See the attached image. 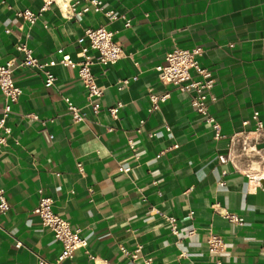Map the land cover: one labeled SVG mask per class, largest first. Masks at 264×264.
<instances>
[{"label":"crops","instance_id":"1","mask_svg":"<svg viewBox=\"0 0 264 264\" xmlns=\"http://www.w3.org/2000/svg\"><path fill=\"white\" fill-rule=\"evenodd\" d=\"M103 1L105 9L126 13L131 25L103 11L67 18L54 3L29 26L16 11L38 12L42 0H0V63L23 59L16 49L21 39L41 61L59 60L60 47L78 60L89 44L85 29L104 24L124 49L116 63L92 66L104 87L97 113L77 67L52 66L51 86L40 69L14 71L23 93L8 119L7 143L0 144V187L11 204L2 217L0 264H37L38 255L54 259L61 252L33 211L42 194L80 229L90 253L114 264H144V257L153 264H264V127L257 130L253 119L259 111L264 124V0ZM195 45L216 78L210 109L220 137L192 106L191 93L163 83L157 69L175 46ZM151 92L169 94L149 111ZM66 96L82 107L83 121L72 119ZM118 101L124 104L115 116L108 107ZM215 203L239 213L243 223L225 219ZM166 215L176 216L178 234ZM211 232L225 239L223 251L209 252ZM139 245L135 260L121 248ZM99 261L80 248L60 264Z\"/></svg>","mask_w":264,"mask_h":264},{"label":"built area","instance_id":"2","mask_svg":"<svg viewBox=\"0 0 264 264\" xmlns=\"http://www.w3.org/2000/svg\"><path fill=\"white\" fill-rule=\"evenodd\" d=\"M42 6L38 12L31 8L19 9L16 11L17 15L22 17L29 26L33 25L40 17L43 11L49 9L52 4L57 3L63 15L67 18L75 17L81 19L83 15L88 11L104 12L110 20L118 19L122 17L126 20L125 25H131V18L127 17L126 13H121L115 9H105L103 0H84L85 4L78 8L77 4L79 0H42ZM146 14H148L146 12ZM10 31V29H7ZM30 36L29 33L26 34ZM85 36L89 40V44L84 46L79 52V59L72 58L70 53L65 52L62 47L57 49L61 57L59 60L50 59L47 61H41L35 54L33 49L28 45L27 39L19 40L16 44V49L24 54L22 60L18 61L15 58L9 59L5 63H0V91L3 93V99L0 100V144L7 143V136L11 133L12 128L8 124V119L13 111V104L16 103L19 97L23 93V89L20 85H17L14 78V71L18 67H32L40 69L45 74V85L51 86L56 81V75L52 71L51 67L57 63L64 65H71L77 67L78 74L87 89V103L92 106L94 112L101 110V103L99 98L104 94V87L99 85L96 81V75L92 70V66L95 63H101L104 65L116 63L124 55V49L120 41L115 39V31L108 28L105 24L97 27H88L85 29ZM94 51V52H92ZM96 52V53H95ZM203 53V47L195 45L191 48H184L175 46L173 49L167 52L166 62L157 66L160 72V79L163 83H168L176 86L184 92L191 93L190 102L192 106L202 115L203 119L210 123L215 130V136L220 137V123L211 112L210 103L216 99L213 93V87L216 82V78L212 70L203 66L200 63V56ZM130 78L122 79L120 82V88H123L125 84L129 82ZM169 93L157 94L151 92L149 98L151 105L149 111L157 108L159 102L165 99ZM67 103V109L72 115V119L75 121H83L85 119V113L82 107L77 105L70 97H65ZM124 103L118 101L116 105L108 107L111 114L117 115L119 108ZM35 119H39V115L35 113L29 114ZM253 119L256 123V129L261 130L264 127L263 121L259 117V111L253 113ZM141 124L144 119L140 120ZM44 124L45 121L42 120ZM167 128L169 126L167 125ZM138 130H141L139 127ZM156 134L152 132L151 135ZM132 149H135L133 140L129 141ZM78 167L83 173L85 167L82 162H78ZM120 170L128 171L130 166L121 167ZM224 181H222V184ZM93 190L92 188L90 189ZM54 198L47 194H42L39 198L38 204L34 207L33 211L37 213L44 226L52 229L54 236L62 244L61 252L54 258L48 259L41 255H38L37 264H60L67 258H72L75 252L80 248H85L88 255L97 262L100 260V264H114L107 259L93 255L87 249L88 241L81 235L79 228H73L70 221L64 217L61 213L53 209ZM215 211L220 213L225 219L230 222L242 224L244 217L235 211H231L226 207H222L219 203L213 205ZM11 208L10 201L7 197L4 187H0V229L3 228L2 217L5 216ZM167 220L170 222L171 231L176 235L179 232L177 218L174 215H166ZM195 229L189 231L193 233ZM16 245L19 247L22 245L21 241H17ZM208 250L211 253L223 251L226 242L222 235L211 232L207 238ZM122 251L126 255H130L132 260L141 256L140 245L134 250H128L122 246ZM264 248V245H263ZM182 257H187L186 252L181 253ZM144 264H153L151 257H144ZM220 263V261L218 260ZM182 264V263H177Z\"/></svg>","mask_w":264,"mask_h":264}]
</instances>
